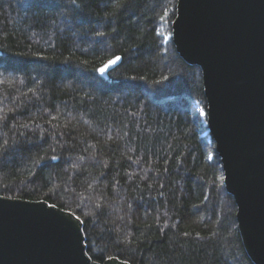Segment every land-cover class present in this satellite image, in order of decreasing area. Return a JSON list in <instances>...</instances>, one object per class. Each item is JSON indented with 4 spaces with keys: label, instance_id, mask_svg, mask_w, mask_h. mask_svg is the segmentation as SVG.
Instances as JSON below:
<instances>
[{
    "label": "trees",
    "instance_id": "1",
    "mask_svg": "<svg viewBox=\"0 0 264 264\" xmlns=\"http://www.w3.org/2000/svg\"><path fill=\"white\" fill-rule=\"evenodd\" d=\"M163 2L137 0L117 34L68 28L69 0H0V56L12 58L0 65V195L76 214L100 263L253 264L206 125L201 70L154 31H171L177 0L166 22ZM116 55L106 76L93 71Z\"/></svg>",
    "mask_w": 264,
    "mask_h": 264
},
{
    "label": "water",
    "instance_id": "2",
    "mask_svg": "<svg viewBox=\"0 0 264 264\" xmlns=\"http://www.w3.org/2000/svg\"><path fill=\"white\" fill-rule=\"evenodd\" d=\"M171 39L201 70L206 125L242 244L264 264V0H177ZM52 205L0 195V264H131L92 260L82 220Z\"/></svg>",
    "mask_w": 264,
    "mask_h": 264
},
{
    "label": "snow or ice",
    "instance_id": "3",
    "mask_svg": "<svg viewBox=\"0 0 264 264\" xmlns=\"http://www.w3.org/2000/svg\"><path fill=\"white\" fill-rule=\"evenodd\" d=\"M170 2L171 0H164V2L162 3L161 8L164 14L158 16L159 21H167V18L169 16V9L167 7V3ZM69 5L70 7L68 8V11L66 13L61 14L64 17L62 22L68 28L73 27L75 24L84 25L86 23L100 28H104L111 25V33L117 34L121 17L124 16L125 18H127L129 12L134 15V9L139 7L137 0H79V2L78 0H69ZM93 7H95L96 9L95 20L88 19L85 16V9H93ZM101 12H103V15H101ZM154 31L156 35L162 34L161 28L159 27L154 26ZM93 35L97 37H108L109 33L105 31H95L93 32ZM141 35H143V33ZM164 39H167V37H164ZM132 47H135V45H132ZM11 59V57L0 56V65H4ZM121 61L122 57L116 55L112 58L107 59L106 62L102 63L99 67L94 68L93 71L99 73L102 77L109 68L117 66L118 62ZM162 79H166V77ZM200 115H204L203 110H201ZM2 120H4V117L0 116V121ZM24 127H27V125H24ZM7 145V140L3 141V143L0 144V157H2L8 150ZM51 159L56 160L57 157L53 155L51 156ZM35 164H40V160H36ZM52 207H55V205H52ZM76 219L79 220V217H76Z\"/></svg>",
    "mask_w": 264,
    "mask_h": 264
},
{
    "label": "rangeland",
    "instance_id": "4",
    "mask_svg": "<svg viewBox=\"0 0 264 264\" xmlns=\"http://www.w3.org/2000/svg\"><path fill=\"white\" fill-rule=\"evenodd\" d=\"M166 28H167V26H166V24H164V25L162 26V28H161V31H162V34H163L165 37H167L166 40H169V39L171 38V31H170V32H167ZM197 107H198V111L201 112V110H203L204 115H205V110H204L200 105H197ZM204 115H203V116H204Z\"/></svg>",
    "mask_w": 264,
    "mask_h": 264
}]
</instances>
